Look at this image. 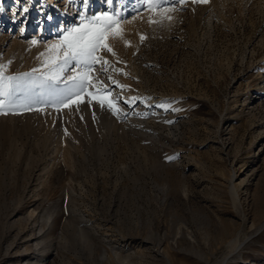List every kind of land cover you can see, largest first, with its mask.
Segmentation results:
<instances>
[{"label": "rangeland", "instance_id": "374dc122", "mask_svg": "<svg viewBox=\"0 0 264 264\" xmlns=\"http://www.w3.org/2000/svg\"><path fill=\"white\" fill-rule=\"evenodd\" d=\"M12 2L43 8L0 22V264H264V0ZM109 19L112 52L64 67Z\"/></svg>", "mask_w": 264, "mask_h": 264}, {"label": "bare ground", "instance_id": "6f19581e", "mask_svg": "<svg viewBox=\"0 0 264 264\" xmlns=\"http://www.w3.org/2000/svg\"><path fill=\"white\" fill-rule=\"evenodd\" d=\"M9 0H0V22L1 21H3L4 23H11V17L12 18H17V17H25V23H24V26L25 25H28V26H31V27H33L36 23H37V20H38V18H37V13H33L34 11H39L40 10V8L42 7V6H38V7H36L35 8V10L33 11V10H28L27 8L28 7H26V6H24V11L22 12V13H20V11H18V7H17V5H14L13 4V2H12V6H13V10H11V11H8L7 9H4V6L6 5V3L8 2ZM11 1H13V0H11ZM16 3H17V1H16ZM63 4V6H64V9L66 10V9H68V7L70 6V4H72V2H71V0H64V3H62ZM44 6V5H43ZM100 6H102V5H100ZM43 8V7H42ZM100 8V7H99ZM74 10V9H73ZM19 14V15H18ZM39 22V21H38ZM3 23V24H4ZM29 23V24H28ZM24 32V27L22 26V28H21V30L18 32L19 34V36L20 37H25V35H27V33H23ZM4 37V36H3ZM2 37V39L4 40V38H6L5 40H7V38H8V36H6V37H4L3 38ZM12 37V36H11ZM38 37H39V35H38ZM37 36H35L34 38H32V39H30V40H25V38L24 39H20L19 40V38L18 37H14V39L12 40V42H11V45L13 44V45H15V47H17V50L18 51H21V49H23L24 47H28V46H30V47H34L35 46V43L37 42L36 40H37V38H38ZM13 50V49H12ZM11 50V51H12ZM9 51V53L11 52L10 50H8ZM23 52V51H22ZM12 53V52H11ZM23 54H24V52H23ZM10 55V54H9ZM17 55V54H16ZM63 64V63H62ZM61 65V64H60ZM59 68V67H58ZM58 68H57V70H58ZM263 80V79H262ZM263 85H260V86H258L257 87V93H260V94H263L262 92L264 91V83H262ZM248 100H250V98H248ZM101 104V103H100ZM100 107V106H99ZM98 107V108H99ZM69 109V108H68ZM56 119V118H55ZM60 141V140H59ZM64 142V143H63ZM65 142L66 141H61V143H63V144H58V143H56L57 144V150H60V149H62V147L61 146H63V145H65ZM56 147V146H55ZM63 149H64V151H65V153H64V159H65V161L68 163L67 165H70L71 167H75V161H74V159H73V154L69 151V148L67 149V148H65L64 146H63ZM48 168V166H46L45 167V170H46V174H48L51 170H50V168L49 169H47ZM42 171H44L43 169H42ZM46 181H47V179H42V183H46ZM67 192V191H66ZM56 207H57V205H55ZM57 209V208H56ZM56 212V210H54V208L52 209V210H49V211H47L46 212V214H45V224H48L47 222H50V219L52 218V216L54 215V213ZM43 215V214H42ZM264 216V215H263ZM263 223V222H262ZM45 224L43 223V224H41L40 225V227H39V229H40V234H39V232H38V234L36 233L35 234V236L34 237H31V239H36V241H38V243L39 242H42V244L44 243V246L42 247V249L40 250V252H42V251H45V249L47 248V246L48 245H51L52 244V242L53 241H51V239L50 238H48V236L50 235V234H48V232H45L44 230H45ZM261 226H264V223L261 225ZM50 227V226H49ZM51 229V228H50ZM48 231V230H47ZM82 231V230H81ZM83 233H85V232H83ZM33 234V233H32ZM86 237V235L85 234H83L82 236H80V237ZM238 236V235H237ZM239 237V236H238ZM238 237H236V238H233L230 242H229V246L231 247V249H232V251L234 250L235 252H236V255H235V257H234V259L237 261L238 259H243V256H242V253H241V251H242V249H243V247L245 246V244H246V242H247V240L249 239V237L247 238L246 237V239H244L243 241H241V239L239 240V238ZM83 239V238H82ZM88 239V238H87ZM53 240V239H52ZM41 244V243H40ZM36 245V244H35ZM230 247H229V249H230ZM191 250L192 251H194V249H193V246L191 245ZM47 250H48V248H47ZM51 251V250H50ZM195 251H197V250H195ZM231 251V250H230ZM233 251V252H234ZM228 252V251H227ZM225 253V254H228V253ZM199 253H200V251H199ZM231 252H229V254H230ZM228 254V255H229ZM163 255V256H162ZM161 256L165 259V261L168 263L169 262V259L167 258V256L165 255V254H162ZM199 256H200V254H198ZM231 255L232 254H230V258H231ZM234 255V254H233ZM226 256V255H225ZM226 257H228V256H226ZM225 257V258H226ZM227 260H229L228 258H226ZM44 260L45 259H43V258H41V261L38 263V264H43L44 263ZM225 260V259H224ZM233 259H231V261H232ZM244 262H245V260H243ZM228 262V261H227ZM44 264H46V262L44 263ZM108 264H133L132 263V261L130 260V257L128 256V257H118L117 259H110V260H108Z\"/></svg>", "mask_w": 264, "mask_h": 264}, {"label": "snow or ice", "instance_id": "6c2138e0", "mask_svg": "<svg viewBox=\"0 0 264 264\" xmlns=\"http://www.w3.org/2000/svg\"><path fill=\"white\" fill-rule=\"evenodd\" d=\"M151 2V0H149ZM194 3H207L208 0H192ZM95 19V18H93ZM117 21L109 19L104 22V27L91 28L87 31H77L75 37L68 41L69 53L67 58L64 60V67H66L70 61L75 60L76 67H83L84 69L91 68V64L99 62L102 58L96 56V53L101 48L106 49L108 52H112V48L108 46L105 42L107 39L106 33L110 31ZM73 30H69L72 32ZM143 39V37H141ZM115 54V53H113ZM103 63H107V61H103ZM64 67L59 69L60 72L64 71ZM35 71V70H33ZM15 79V78H9ZM67 79L72 80L73 84L66 90V95L62 98L69 99L73 95V88L79 89V91H83L85 87V81H87V73L85 72L83 75H75L69 76ZM3 93L0 92V95ZM61 100V102H62ZM2 103V101H0ZM103 104V101H101ZM109 106H111V102L109 101Z\"/></svg>", "mask_w": 264, "mask_h": 264}]
</instances>
